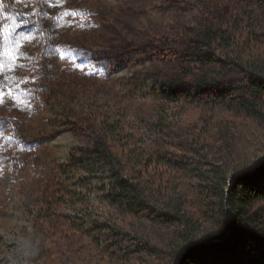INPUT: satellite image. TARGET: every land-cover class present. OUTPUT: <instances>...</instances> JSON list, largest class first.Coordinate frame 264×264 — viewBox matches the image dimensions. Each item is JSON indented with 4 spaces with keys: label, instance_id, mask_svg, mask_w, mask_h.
Listing matches in <instances>:
<instances>
[{
    "label": "rangeland",
    "instance_id": "rangeland-1",
    "mask_svg": "<svg viewBox=\"0 0 264 264\" xmlns=\"http://www.w3.org/2000/svg\"><path fill=\"white\" fill-rule=\"evenodd\" d=\"M0 25V264H177L179 229L113 208L106 176L71 159L115 125L133 149L182 165L189 205L215 206L201 172L264 160V124L238 108L249 78L184 79L176 100L164 95L208 27L239 25L245 58L264 59V0H0ZM192 114L211 121L209 138L191 135ZM219 224L210 213L204 237Z\"/></svg>",
    "mask_w": 264,
    "mask_h": 264
},
{
    "label": "trees",
    "instance_id": "trees-1",
    "mask_svg": "<svg viewBox=\"0 0 264 264\" xmlns=\"http://www.w3.org/2000/svg\"><path fill=\"white\" fill-rule=\"evenodd\" d=\"M246 39L247 34L239 25L228 31L215 26L201 31L190 47L187 71L179 81L170 82L164 98L176 100L175 89L184 79H192L201 89L244 74L249 82L238 108L242 114L264 124V104L260 103L264 96V59L245 58L241 42ZM248 39L255 45L258 42L253 35ZM220 53L225 54L226 60L218 59ZM228 98L222 97L213 106L226 103ZM189 118L192 136L200 139L211 136V121L197 119L193 114ZM157 128L170 129V123L162 120ZM119 130L108 124L105 135L96 137L92 150L71 159L73 165L92 178L106 176L111 182L106 193L113 208L129 215L151 213L156 222L179 229L182 247L176 252L175 261L184 249L192 248L184 253L179 264H264V163L243 174L217 167L201 172L207 185L204 192L216 205H209L202 198L194 207L188 204L182 191L178 176L182 165L164 155L133 149L125 135L118 136ZM233 176L237 177L231 180ZM213 212L218 213L219 230L206 238L205 219Z\"/></svg>",
    "mask_w": 264,
    "mask_h": 264
},
{
    "label": "water",
    "instance_id": "water-1",
    "mask_svg": "<svg viewBox=\"0 0 264 264\" xmlns=\"http://www.w3.org/2000/svg\"><path fill=\"white\" fill-rule=\"evenodd\" d=\"M264 163V160L253 170V171H255L256 169H258L262 164ZM253 171H251V172H253ZM237 176H233L232 178H231V180H234L235 178H236ZM229 199L227 200V209L229 210ZM228 213H230L229 211H228ZM192 248H188V249H184L183 251H182V253L180 254V257H179V259L177 260V264H179V262H180V260H181V257L184 255V253H186V252H188L189 250H191Z\"/></svg>",
    "mask_w": 264,
    "mask_h": 264
},
{
    "label": "snow or ice",
    "instance_id": "snow-or-ice-1",
    "mask_svg": "<svg viewBox=\"0 0 264 264\" xmlns=\"http://www.w3.org/2000/svg\"><path fill=\"white\" fill-rule=\"evenodd\" d=\"M0 26H2V25H0Z\"/></svg>",
    "mask_w": 264,
    "mask_h": 264
}]
</instances>
